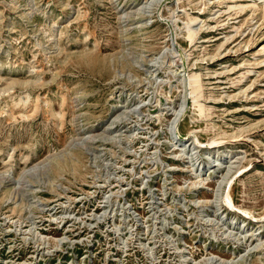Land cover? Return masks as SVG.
I'll list each match as a JSON object with an SVG mask.
<instances>
[{
  "label": "rangeland",
  "instance_id": "374dc122",
  "mask_svg": "<svg viewBox=\"0 0 264 264\" xmlns=\"http://www.w3.org/2000/svg\"><path fill=\"white\" fill-rule=\"evenodd\" d=\"M0 264H264V0H0Z\"/></svg>",
  "mask_w": 264,
  "mask_h": 264
},
{
  "label": "bare ground",
  "instance_id": "6f19581e",
  "mask_svg": "<svg viewBox=\"0 0 264 264\" xmlns=\"http://www.w3.org/2000/svg\"><path fill=\"white\" fill-rule=\"evenodd\" d=\"M37 79V78H36ZM196 83V82H195ZM198 88V87H197ZM194 91V90H193ZM181 139H185V138H181ZM197 142H199L198 140H197ZM217 144H220V140H212V141H209V142H207V143H205V144H203V145H205L206 147H209V146H215V145H217ZM227 202H228V204L229 205H233L232 204V199L230 198V196H229V194H227ZM244 212L246 213V214H249V215H251V213L249 212V211H246V210H244ZM253 216V215H252Z\"/></svg>",
  "mask_w": 264,
  "mask_h": 264
}]
</instances>
